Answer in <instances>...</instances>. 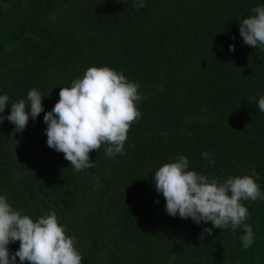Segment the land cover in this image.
<instances>
[{"label": "trees", "instance_id": "16d2710c", "mask_svg": "<svg viewBox=\"0 0 264 264\" xmlns=\"http://www.w3.org/2000/svg\"><path fill=\"white\" fill-rule=\"evenodd\" d=\"M143 2L0 0V95L45 96L23 132L0 121V195L34 220L55 211L82 264H264V200L243 202L255 236L244 249L241 229L167 214L154 181L159 167L187 156L189 170L210 179L255 173L264 191V50L239 32L264 0ZM93 66L141 85V118L126 154L108 157L102 145L90 153L95 168L76 172L48 146L44 115ZM204 228L212 235L201 239Z\"/></svg>", "mask_w": 264, "mask_h": 264}, {"label": "clouds", "instance_id": "9594fccd", "mask_svg": "<svg viewBox=\"0 0 264 264\" xmlns=\"http://www.w3.org/2000/svg\"><path fill=\"white\" fill-rule=\"evenodd\" d=\"M133 4L145 7L143 0H133ZM251 13L240 22V35L244 44L264 50V6L252 8ZM229 48L235 51V45ZM140 88L114 68L89 67L82 78L61 88L58 102L45 113L48 146L63 153L76 172L95 168L90 153L99 152L102 145H106L108 157L126 154L130 128L141 118ZM44 98L36 88L28 91L27 100L13 103H9L7 94L0 95V121L7 119L16 132H23L30 118L36 120L45 111ZM9 104L11 112L5 117L2 114ZM258 110L264 112V96L258 100ZM210 156L208 152L202 154L214 166L215 159ZM257 179L255 173L210 179L189 170L187 156H177L154 173L155 189L166 201L167 214L190 217L197 224L211 223L220 230L241 229L244 249L253 245L255 236L253 226L246 222L250 213L243 202L264 200ZM58 220L55 211L34 220L16 210L7 196L0 195V264H17V257L20 264H82L76 238L67 235L66 226ZM212 231L204 228L201 239L204 234L212 235ZM17 241L19 248L12 253L9 245Z\"/></svg>", "mask_w": 264, "mask_h": 264}]
</instances>
